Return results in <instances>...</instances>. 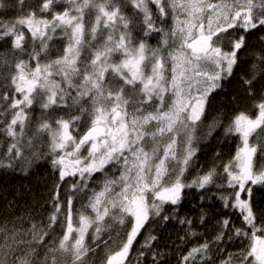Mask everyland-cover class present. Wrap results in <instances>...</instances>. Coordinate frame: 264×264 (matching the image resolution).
Returning a JSON list of instances; mask_svg holds the SVG:
<instances>
[{"label":"snow or ice","instance_id":"obj_1","mask_svg":"<svg viewBox=\"0 0 264 264\" xmlns=\"http://www.w3.org/2000/svg\"><path fill=\"white\" fill-rule=\"evenodd\" d=\"M25 3L15 0L20 15L0 19V168L23 171L43 156L59 182L73 181L65 199L61 183L51 189L46 223L0 225V264H90L101 245L100 264H132L150 221L188 225L182 241L202 235L192 219L177 216L192 188L202 204L214 199L224 211L212 238L179 264H264V218L253 202L254 189H264V90L257 94L264 50L240 77L253 111H237L224 127L239 141L234 154L186 176L209 95L234 75L247 36L264 32V0H39L26 12ZM9 7L0 0V15ZM153 33L155 47L145 39ZM222 123L214 120L206 134ZM97 173L98 190L89 184ZM77 192L91 195L74 222ZM208 220L201 206L199 224ZM156 239L148 234L136 264ZM233 241L239 251L227 252ZM150 254L163 264L160 252Z\"/></svg>","mask_w":264,"mask_h":264},{"label":"trees","instance_id":"obj_2","mask_svg":"<svg viewBox=\"0 0 264 264\" xmlns=\"http://www.w3.org/2000/svg\"><path fill=\"white\" fill-rule=\"evenodd\" d=\"M5 2L10 7L5 11V14L0 15V19L11 20L20 15L16 8L11 7L15 0H5ZM38 3L39 0H26L25 12L29 8L35 9ZM153 10H155L154 6ZM171 23V20H169L166 27L170 26ZM261 35H264V32L257 30L247 36V47L239 53V64L234 69V75L222 80L221 87L213 91L208 97L202 122L197 132L199 150L193 157L188 173H186L189 180L198 172L206 171L214 163L226 162L235 152L239 141L234 136H225L224 127L237 111L249 113L253 111L252 100L248 98L241 88L240 77L249 72L251 64L254 62V54L264 50V43L259 39ZM140 38H142V34L137 36V39ZM145 39L150 46L155 47L158 45L160 38L158 34L153 33ZM61 46L62 42L57 41L53 52ZM2 51H4V47L0 44V52ZM261 90H264V80L257 84V94ZM39 114V109L36 108L32 114L34 121ZM218 119L223 121L222 125L216 127L210 136L207 135L208 125ZM82 131H84L83 127L81 128ZM41 151L46 152L47 149L42 148ZM217 153H219V160L217 159ZM111 174L109 173V175ZM72 181L73 177H66L64 182H59L58 173L51 167L50 159L43 156L35 161L31 167L23 171L20 166L0 168V225L7 223L11 227L12 223L15 222L17 226H20L21 219L24 227H27L31 222L46 223L47 217L52 211L50 203L51 189L55 184L61 183L60 194L61 198L65 199L66 194L71 192ZM102 181L103 176L97 173L93 180L89 182L90 187L98 190ZM185 193V198L177 216L192 219L194 221L192 227L197 233L202 235L187 237L186 240L182 241L180 238L186 236L188 225L179 223L178 219H171L166 223L150 221L149 225L146 226V230H142L141 235L138 237V242L134 245V251L131 253L132 264H136L140 245L149 233L156 236L157 239L152 242L153 247L151 250H145L148 254L143 258L142 264H153L151 251H157L163 255V264H179L180 256L185 254L196 243L202 242L205 238H212L215 232L216 214L224 211L220 202L214 199H205L202 204L199 199L201 192L195 188L186 189ZM88 195H91V192L87 194L75 193L73 201L74 221L77 219L76 210L81 209V206L87 203ZM204 195L210 197L211 193H204ZM253 202L258 218H264V189L259 187L254 189ZM201 206L209 213V220L205 226L199 224ZM61 220H63V217H61ZM60 231L61 227L58 222L56 232L59 233ZM102 239H107V236H103ZM87 242L92 244L91 230ZM92 246L95 247L94 244ZM224 247L227 252H238L240 244L237 241H233L231 244L224 245ZM106 251L107 249L103 245L97 248L94 255L90 254V264L91 261H95V264H100ZM42 255L43 250H41ZM213 259L216 260L215 255Z\"/></svg>","mask_w":264,"mask_h":264},{"label":"rangeland","instance_id":"obj_3","mask_svg":"<svg viewBox=\"0 0 264 264\" xmlns=\"http://www.w3.org/2000/svg\"><path fill=\"white\" fill-rule=\"evenodd\" d=\"M75 222V221H74Z\"/></svg>","mask_w":264,"mask_h":264}]
</instances>
